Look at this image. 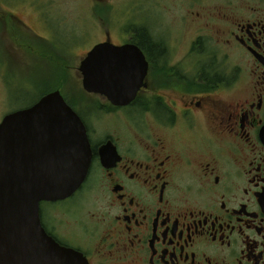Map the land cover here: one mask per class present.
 I'll return each mask as SVG.
<instances>
[{
	"label": "flooded vegetation",
	"instance_id": "obj_1",
	"mask_svg": "<svg viewBox=\"0 0 264 264\" xmlns=\"http://www.w3.org/2000/svg\"><path fill=\"white\" fill-rule=\"evenodd\" d=\"M130 2L122 41L91 50L136 47L142 84L126 106L92 94L100 129L64 98L90 165L71 197L39 204L41 229L86 264H264V0ZM0 25L30 31L17 12Z\"/></svg>",
	"mask_w": 264,
	"mask_h": 264
},
{
	"label": "water",
	"instance_id": "obj_2",
	"mask_svg": "<svg viewBox=\"0 0 264 264\" xmlns=\"http://www.w3.org/2000/svg\"><path fill=\"white\" fill-rule=\"evenodd\" d=\"M145 65L136 47L95 46L78 69L82 88L114 106L133 101ZM86 128L59 91L0 123V264H86L40 227L39 204L71 197L90 165ZM85 262V263H84Z\"/></svg>",
	"mask_w": 264,
	"mask_h": 264
},
{
	"label": "rangeland",
	"instance_id": "obj_3",
	"mask_svg": "<svg viewBox=\"0 0 264 264\" xmlns=\"http://www.w3.org/2000/svg\"><path fill=\"white\" fill-rule=\"evenodd\" d=\"M130 1L110 0V8L93 0H0V11L17 12L30 29L26 36L17 30L5 34L0 25V120L47 92L59 91L91 128L104 127L106 117L94 109L101 100L83 90L78 69L107 31L113 42L122 41ZM136 13H130L135 20Z\"/></svg>",
	"mask_w": 264,
	"mask_h": 264
},
{
	"label": "trees",
	"instance_id": "obj_4",
	"mask_svg": "<svg viewBox=\"0 0 264 264\" xmlns=\"http://www.w3.org/2000/svg\"><path fill=\"white\" fill-rule=\"evenodd\" d=\"M69 105L73 106L70 102H68ZM74 108V107H73Z\"/></svg>",
	"mask_w": 264,
	"mask_h": 264
}]
</instances>
